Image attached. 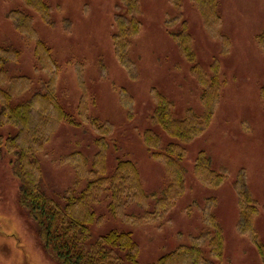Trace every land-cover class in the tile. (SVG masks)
Listing matches in <instances>:
<instances>
[{"label":"rangeland","instance_id":"1","mask_svg":"<svg viewBox=\"0 0 264 264\" xmlns=\"http://www.w3.org/2000/svg\"><path fill=\"white\" fill-rule=\"evenodd\" d=\"M52 8L44 19L27 8L23 0H0V45L21 52L18 62H9L10 76H27L31 91L16 102H25L45 91L46 71L35 57L37 40L45 42L60 65L57 94L64 109L78 119V105L85 93L91 115L114 126L109 139L108 170L112 174L119 159H129L139 168L144 189L161 191L168 182L164 166L152 157L142 134L153 128L162 135L159 150L172 141L150 121L151 90L156 88L175 104V118L192 109L203 113L199 85L193 67L213 77L219 64L221 93L215 116L203 135L186 145L184 166L186 192L159 228L155 224H130L114 217L106 203L95 206L102 224L91 227L92 240L117 230L131 233L140 246V264H160L166 254L193 245L200 238L212 264H262L258 250L241 230L239 196L247 191L258 206L256 226L264 243V53L257 36L264 30V0H218L222 21L213 35L192 0H135L139 31L129 46L117 52L114 36L119 19H131L121 0H45ZM27 11L34 20L37 39L18 31L10 13ZM191 34L195 59L184 58L173 34ZM222 37L228 39L225 49ZM134 100V118L121 102V91ZM9 131V130H8ZM7 131V132H8ZM6 132V133H7ZM16 133V130H13ZM3 133V132H1ZM95 133L88 125L63 123L41 155L48 194L55 199L72 186L73 166L61 164V156L75 149L93 157ZM205 152L213 168L224 174L219 187L207 188L194 172L198 155ZM19 184L6 156H0V264H60L45 250L39 228L18 202ZM216 198L213 213L224 232L221 261L210 256L204 220L208 199ZM131 207L128 212H137Z\"/></svg>","mask_w":264,"mask_h":264},{"label":"trees","instance_id":"2","mask_svg":"<svg viewBox=\"0 0 264 264\" xmlns=\"http://www.w3.org/2000/svg\"><path fill=\"white\" fill-rule=\"evenodd\" d=\"M121 1L127 5L131 19L128 23L121 19L117 22L118 31L114 36L117 52L129 46L130 37L139 31L142 23L135 16L136 1ZM192 1L201 12L211 34L218 35L222 21L218 0ZM23 2L27 8L44 19L50 17L52 8L45 0ZM10 17L15 20L20 33L37 39L33 17L27 11H12ZM183 28L179 33H174L173 37L184 58L190 61L195 59L192 37L186 31V22L183 23ZM222 38V45L227 49L228 39ZM257 41L264 53V30L258 34ZM20 56L18 49L0 45V156H6L11 173L18 181L20 207L27 211L39 228V237L45 250L60 264H140V246L131 233L114 230L92 240L91 227L104 221L103 216L94 211V207L107 201L109 212L130 224H155L162 228L168 222V216L186 192V145L203 135L215 116L221 93V84L217 77L218 61L215 60L212 64L213 77H207L204 71L198 69V65L193 67L196 79L203 89L201 115L189 109L184 118H175L174 102L156 88L151 90L154 107L150 121L154 126H159L172 141L160 151V133L149 128L142 134L144 145L152 152L153 159L164 166L168 177L164 189L147 192L139 168L132 160L119 159L114 172L109 174L108 151L109 139L115 132L113 124L102 122L91 115L89 97L85 93L78 105V119L64 109L57 94L60 65L52 49L41 40H37L35 57L48 76L45 91L34 94L25 102H16L32 88L31 78L10 76L7 70V64L18 62ZM120 93V100L128 107V118L132 120L134 100L130 95L125 97L123 90ZM262 95L264 97V87ZM63 123L72 126L88 125L96 135L94 142L97 151L92 158L80 149L61 156L59 163L73 166L75 179L60 199H55L46 190L40 157ZM194 172L200 183L207 188L219 187L224 180V174L213 168L212 161L205 152L198 155ZM239 200L241 230L255 245L261 263L264 264V243L256 226L258 206L247 191L240 193ZM217 204L216 198L208 199L204 220L211 229L207 234L210 256L221 261L225 244L223 228L213 213ZM131 207L138 211L128 212ZM160 264L212 263L206 257L201 239L196 238L193 239L192 246L178 248L163 256Z\"/></svg>","mask_w":264,"mask_h":264}]
</instances>
